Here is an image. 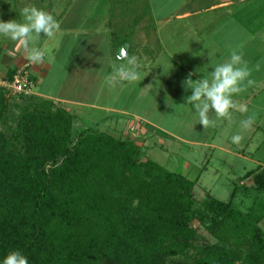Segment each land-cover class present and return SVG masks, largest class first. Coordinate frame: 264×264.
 Returning a JSON list of instances; mask_svg holds the SVG:
<instances>
[{"label":"trees","instance_id":"obj_1","mask_svg":"<svg viewBox=\"0 0 264 264\" xmlns=\"http://www.w3.org/2000/svg\"><path fill=\"white\" fill-rule=\"evenodd\" d=\"M6 94L0 86V119ZM74 120L57 107L0 135V259L20 249L29 264H264V168L248 172L253 184L235 186L228 201L198 200L197 180L146 157L129 137L74 131Z\"/></svg>","mask_w":264,"mask_h":264},{"label":"rangeland","instance_id":"obj_2","mask_svg":"<svg viewBox=\"0 0 264 264\" xmlns=\"http://www.w3.org/2000/svg\"><path fill=\"white\" fill-rule=\"evenodd\" d=\"M209 1L210 0H0V13H2L0 20L3 21L13 19L17 22H23L21 11L24 7H36L45 12L49 10L50 7L56 11H62L68 8L65 19L62 20L61 27H64L66 24L70 25V27L71 25L77 27V24H82L84 20V27L90 28L92 25L97 24L95 20V14L97 13H95L93 9V4H121L118 6L119 11H116L113 7L110 9L109 14L111 15L110 22L113 24L112 28H114V26L116 27V29H114L116 33H114L111 43L117 45V50L122 49L123 46L128 45L129 42L132 45L130 56L118 58L117 54L115 56L113 54L112 57H110L98 46V43H101L100 41H83L81 38L77 40L75 36L69 35L68 37H64V49L60 51V53L58 52L57 55L54 54L51 56L49 51L50 47L47 46L45 42L47 36L41 33L39 39L35 41L34 45H30V47H38L44 53V60L50 64L51 68L45 78L35 74L34 91L35 93L45 92L55 99H65L67 103L63 105L62 103L60 104V102L54 103V108L47 110L40 107L30 96H26L29 98L23 99L19 98L16 94L7 92L5 97L8 102V109L3 118L0 119V135L6 136V138L11 137L16 129L17 120L26 114H47L54 111L57 107L62 109L64 107L69 109L68 112L75 116V120L73 121L74 131H81L87 126H96L100 130L116 137L120 136L123 131L124 136L134 141L136 140L135 142L138 144H141L145 140L144 145H142V150L146 157L171 171L182 173L186 177H188L187 173L189 170L191 174L195 175V179L197 180L194 190L196 199H202L205 196L204 192H206L216 199L228 201L235 186H237L240 191L243 189L239 182L240 179H244L245 173L255 169L257 167V161L264 164V109H262L260 113L257 111H255V113L253 112L254 115H250L253 121L250 123L246 118H242V115L246 114L245 111L240 112V114L232 111L229 112L230 115L222 122L225 128L222 130L219 129L220 136L219 132H217L218 134L217 136L215 135V137L213 136L214 134L210 133L204 138L196 134L197 138L204 139L208 144L217 140L219 147L231 149L232 153H225L217 149L214 150L213 148H209L208 145L194 147L179 141L168 142L165 140L166 144L161 148V141L159 139L163 140L164 137L162 136L160 137L159 135L153 134V136L143 137L144 135L142 133L139 134L140 132L137 133L134 128L126 133L125 130H127V128H125V126L130 117L125 116L121 118L119 115L116 116V114L113 113H105L99 111L97 108L89 106L94 103V101L106 107L115 105L117 108L129 112L146 113L152 121H157L160 107H163L162 109H164L165 112L162 116L160 115L163 119L159 121V125L170 130L176 129L177 122L173 123L172 120H166L172 117H169V114L175 106H158L160 102L158 104L157 102L159 100L152 95V92H156L157 83H161L163 86H170L169 88H171L172 83L166 78H164V80L159 79L161 72L158 73L156 67L150 74L145 71L144 75H146L147 79L145 82H128L125 84V82L119 80V77H121L125 69H132L137 72L138 76H141L140 63L141 59H143V53L136 48L141 42H134L131 38V33H133L135 29V21L140 18L145 10H148L149 16H152L150 11L152 8L154 13L153 17L155 15L158 18L168 16L172 10H174L175 4H206ZM247 2L246 4H249L252 3L253 0H248ZM254 2H256V0H254ZM3 4L9 5H6V8H4ZM126 4H133L132 9L129 7L125 9ZM143 4L147 5L144 7ZM105 12L106 11L102 9L101 15H104ZM58 14L60 15V12ZM105 15L106 17H101L100 21H102V23L104 22V24H108V15L107 13ZM82 17H84L83 20H81ZM33 35L35 34L33 33ZM105 42L106 40L102 42V45L105 44ZM8 44L13 47V45L19 43L18 40L13 41L10 35L0 34V54L3 55V53H6L5 45ZM79 44H84L85 47L82 50L78 49L77 46H79ZM94 45H96V47H94ZM71 46H76V48H74L69 55ZM191 47L190 52L195 54L202 49L203 42L197 41L193 45L191 44ZM26 56L27 51L25 50L22 54L24 60ZM133 57L136 58V64L130 65L128 60ZM104 62H106V66ZM107 66L109 67L110 73L104 70V67L106 69ZM99 69L102 70V73ZM108 75H113L115 81L108 80ZM105 76L107 77L105 78ZM166 89L167 88L164 87V90ZM167 91V94H169L170 91L168 89ZM261 94L259 99L261 106L263 105L264 108V91H262ZM34 95L35 94H32L31 96ZM69 101H73L75 104H71ZM181 121L176 133L186 136L189 133L187 129L188 123L184 120ZM258 123H260V128L256 132V125ZM236 135L241 137L239 144L232 142V137ZM12 142L15 143L13 140ZM16 143L18 144V148H20L21 145L18 142ZM256 144L259 147L254 150ZM234 151L244 153L247 158L243 159L242 157H237L233 154ZM141 160H144V158H141ZM187 165L189 166L188 168ZM191 225L196 228L200 238L205 241H214L213 237L207 232L205 226L199 224L197 220H193ZM261 226L264 230V220Z\"/></svg>","mask_w":264,"mask_h":264},{"label":"crops","instance_id":"obj_3","mask_svg":"<svg viewBox=\"0 0 264 264\" xmlns=\"http://www.w3.org/2000/svg\"><path fill=\"white\" fill-rule=\"evenodd\" d=\"M247 1L248 0H210L206 4H175L174 10H172L168 16L158 18L155 15L153 17L154 13L151 8L150 11L152 16H149V11L145 10L140 18L135 21V29L133 33H131V38L134 42H141L136 46V48L143 53V59H141L140 63L141 76H138L136 81H129L125 79L124 73H122L119 80L125 82V84L128 82H145V80H147L146 75H144L145 71L150 74L156 67L158 73L161 72L159 79L164 80V78H166L172 83L171 88H169L170 86H163V84L157 83L156 92H152V95L159 100L157 102V104L160 102L158 106H175L169 114V117H172L166 120H172L173 123L177 122L176 129L170 130L159 125V121L163 119L161 116L165 112L164 109H162L163 107H160L157 121H152L146 113L129 112L119 109L115 105L106 107L94 101V103L89 106L97 108L99 111L105 113H113L116 114V116L119 115L121 118L125 116L130 117L125 126V128H127V130H125L126 133L134 128L137 133H142L144 135L143 137L153 136V134L159 135L160 137L162 136L165 139H159L161 141V148L164 147L166 141H179L194 147L208 145L209 148H213L214 150L217 149L225 153H230L231 149L219 147L217 140L208 144L204 139L196 137V134H198L199 137L201 136L204 138L210 133L214 134V137L215 135L217 136V132L225 128L222 122L225 121L227 117H218L214 109L210 107L206 115L209 120L212 121V124L203 127V125L198 122V117L196 115L198 110L194 107L195 102H187V97L193 94V89H185L183 81L189 78L190 73L192 74L190 77L192 80H199L205 77L211 79L215 66L220 63L228 62L230 53L236 51L242 55L243 61L247 63L250 70L248 79L252 80L253 83L248 85L247 80L244 81L242 91L232 96L234 107H232L229 112L232 111L240 114V112L245 111L246 114H243L242 118L253 121L250 115H254L255 111L260 113L262 109H264L259 99L260 95H262V91H264V0H256V2L253 0L252 3L246 4L248 3ZM6 5L8 6L9 4H3V7L6 8ZM119 5L121 4H93V9L95 13H97L95 14L97 24L92 25L91 28L84 27V17L81 18L83 23H78L77 27H73V25L70 27V25L67 24L61 27L62 20L65 19L68 8L62 11H56L50 7V11L47 10L46 12L56 17L55 19L59 23V29L56 30L54 36L52 38L46 37L45 39L46 45L50 47V55L52 56L54 54L57 55L58 52L60 53L65 47L63 43L64 37L73 35L77 40L81 38L83 41H100L101 43H98V46L105 51L107 56L112 57L113 54L114 56L117 54L118 58L130 56L132 48L130 42L128 45L123 46V48L127 50V55L124 57L119 56L122 49L117 50V45L111 43L112 37L114 33H116V30H114L116 27L114 26V28H112L113 24L110 22L111 15L109 13L112 7L116 9V11H119ZM146 5L147 4H145L144 7ZM126 7L132 9L133 4H126L125 9H127ZM102 9H104V11H106L105 14L107 13L108 15V24H104V22L102 23V21H100L101 17H106L105 14L101 15ZM59 12L60 15L58 14ZM1 15L2 13H0V16ZM105 40V44L102 45V42ZM197 41H202L203 47L197 53L192 54L190 52L192 48L191 44L193 45ZM96 45H94V47H96ZM84 47V44H79V46H77V48L81 50ZM74 48H76V46H71V49L68 48L70 49L69 55ZM5 49L6 53H3V55L0 54V78H5L10 69L18 68L28 62V60L23 59L22 54L25 50L19 44H15L13 47L9 44L5 45ZM104 64L106 66V62H104ZM50 68V64L45 62L44 59L38 64H33V78L35 74L45 78ZM104 70L110 73L108 66L106 69L104 67ZM100 72L102 73V70H100ZM106 77L107 76H105V78ZM107 78L108 80L115 81L113 75H108ZM164 87L170 91L169 94H167V89L164 90ZM34 94V96L38 98L49 100L53 103L60 102L62 105L67 103V100L60 98L55 99L45 92L35 93L34 91ZM69 103L75 104L73 101H69ZM63 109L69 110L64 107ZM181 120L188 123L187 129L189 133L186 136L176 133L178 130L177 128H179L178 126H180L182 122ZM259 124L260 123L256 125V132L260 128ZM120 136L126 137L123 135V131ZM144 141L141 144L139 143V145H144ZM258 147L259 146L256 144L254 150ZM241 153L240 151L233 152L237 157H242L243 159L247 158L244 153ZM256 164L257 167L247 171L245 175L250 171L264 168V164L260 161H257ZM188 167L187 165V168ZM190 172L189 170L187 173L188 178L196 180L195 175ZM239 184L251 186L253 184L252 176L243 180L240 179ZM204 194L207 193L204 192Z\"/></svg>","mask_w":264,"mask_h":264},{"label":"clouds","instance_id":"obj_4","mask_svg":"<svg viewBox=\"0 0 264 264\" xmlns=\"http://www.w3.org/2000/svg\"><path fill=\"white\" fill-rule=\"evenodd\" d=\"M23 22L16 20H0V34L10 35L13 41H17L27 51L26 59L32 64H38L44 59L42 51L34 45L39 39L40 34L52 38L59 29V23L53 15L36 7H24L21 11ZM33 33L35 35H33ZM130 65L136 64V58L128 60ZM199 71V70H197ZM191 73L189 78L183 81L185 89H193V94L187 97V102H195L194 107L198 110L196 115L198 122L203 127L210 126L206 113L211 107L218 117H228L229 110L234 107L232 96L242 91L244 81L251 85L252 80L248 79L250 70L247 63L243 61L242 55L236 51L230 53V59L226 63H220L215 66V70L208 77L192 80ZM125 79L136 81L138 74L132 69L124 70ZM251 120H249V123ZM241 137L239 135L232 137V142L239 144ZM0 264H29L28 257L20 249L10 251L2 259Z\"/></svg>","mask_w":264,"mask_h":264},{"label":"built area","instance_id":"obj_5","mask_svg":"<svg viewBox=\"0 0 264 264\" xmlns=\"http://www.w3.org/2000/svg\"><path fill=\"white\" fill-rule=\"evenodd\" d=\"M33 64L29 61L18 67L10 80L0 79V86L16 95L34 94L35 80L32 76Z\"/></svg>","mask_w":264,"mask_h":264},{"label":"water","instance_id":"obj_6","mask_svg":"<svg viewBox=\"0 0 264 264\" xmlns=\"http://www.w3.org/2000/svg\"><path fill=\"white\" fill-rule=\"evenodd\" d=\"M127 55V50H126V48H122V50L120 51V57H124V56H126Z\"/></svg>","mask_w":264,"mask_h":264}]
</instances>
